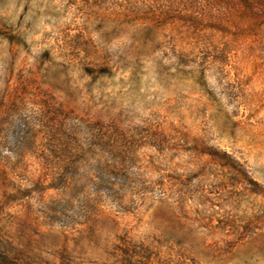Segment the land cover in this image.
<instances>
[{
	"label": "rangeland",
	"instance_id": "rangeland-1",
	"mask_svg": "<svg viewBox=\"0 0 264 264\" xmlns=\"http://www.w3.org/2000/svg\"><path fill=\"white\" fill-rule=\"evenodd\" d=\"M0 246L264 264V0H0Z\"/></svg>",
	"mask_w": 264,
	"mask_h": 264
},
{
	"label": "trees",
	"instance_id": "trees-1",
	"mask_svg": "<svg viewBox=\"0 0 264 264\" xmlns=\"http://www.w3.org/2000/svg\"><path fill=\"white\" fill-rule=\"evenodd\" d=\"M0 264H29L24 262L21 255L12 254L0 246Z\"/></svg>",
	"mask_w": 264,
	"mask_h": 264
}]
</instances>
